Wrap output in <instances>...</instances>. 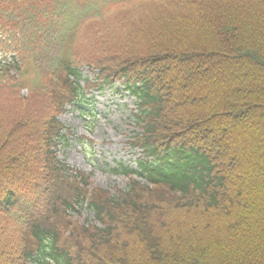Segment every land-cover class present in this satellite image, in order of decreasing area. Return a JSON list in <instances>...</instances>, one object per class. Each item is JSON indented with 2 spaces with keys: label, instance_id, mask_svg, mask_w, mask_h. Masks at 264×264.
Here are the masks:
<instances>
[{
  "label": "trees",
  "instance_id": "1",
  "mask_svg": "<svg viewBox=\"0 0 264 264\" xmlns=\"http://www.w3.org/2000/svg\"><path fill=\"white\" fill-rule=\"evenodd\" d=\"M0 1L23 77L0 89V264H264V0ZM85 63L140 99L152 187L90 190L56 158ZM85 204L66 237L58 211Z\"/></svg>",
  "mask_w": 264,
  "mask_h": 264
},
{
  "label": "rangeland",
  "instance_id": "2",
  "mask_svg": "<svg viewBox=\"0 0 264 264\" xmlns=\"http://www.w3.org/2000/svg\"><path fill=\"white\" fill-rule=\"evenodd\" d=\"M146 15L148 16L149 13ZM98 25L100 26L99 22ZM132 29L129 28L128 33ZM99 47L102 52L104 48L101 45ZM79 54L87 55L84 49ZM84 73L86 76H92L88 70ZM137 108L136 100L128 94L123 95L107 90L98 96V102L93 108L98 115L97 120L92 122L91 118L87 119L89 125L92 126V133L87 132L86 120L80 112H69L62 116L60 119L64 125L76 130L75 135L69 138L68 145L64 147L68 164L92 173L96 186L111 189L112 192L115 188L126 190L128 180L121 175L113 174L112 171L120 163L136 167V161L141 156V152L129 144L130 138L139 132L134 116ZM82 136L91 141H82L79 138L84 139ZM60 152L62 155L60 158L63 159V148H60ZM81 216L83 221L89 222L94 218V214L88 209H84Z\"/></svg>",
  "mask_w": 264,
  "mask_h": 264
}]
</instances>
